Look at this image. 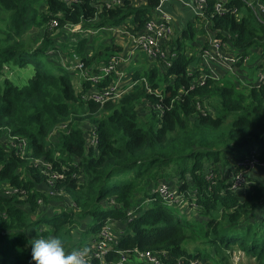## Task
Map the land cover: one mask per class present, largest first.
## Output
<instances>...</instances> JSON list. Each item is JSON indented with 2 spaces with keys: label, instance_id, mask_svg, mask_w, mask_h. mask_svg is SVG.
<instances>
[{
  "label": "trees",
  "instance_id": "obj_1",
  "mask_svg": "<svg viewBox=\"0 0 264 264\" xmlns=\"http://www.w3.org/2000/svg\"><path fill=\"white\" fill-rule=\"evenodd\" d=\"M216 2L207 0L206 27L198 33L208 32L235 52L234 66L251 47L264 65V26L242 0L222 1L221 14L214 12ZM158 3L144 0L134 8L122 0L119 7L97 11L96 0H0V264H33L31 251L21 248L28 233L31 239H61L59 233L85 219L89 239L105 225L110 231L114 224L125 228L114 237L106 263L117 264L118 251L129 250L148 252L158 264H219L224 251L236 246L252 264H264V186L246 179L242 190L231 189L237 159L255 151L264 162V87L225 75L199 84L200 70L190 68L198 56L185 52L184 41L197 33L190 23L169 47L175 53L169 67L161 74L154 67L132 72L130 81H120L122 95L101 106L82 97L112 85V75L97 84L79 78L74 86L63 68L51 74L42 67L66 28L95 31L128 20L134 34ZM31 28L42 29L39 47L22 38ZM53 30L56 35H48ZM111 47L119 50L111 44L85 56L81 41L72 50L89 75L117 55ZM8 64L29 65L33 75L16 86L3 76ZM56 128L63 130L54 144L48 137ZM54 174L59 177L50 179ZM160 183L174 190L178 203L158 196ZM47 190L67 196L68 208L48 213L47 207L31 220L47 204Z\"/></svg>",
  "mask_w": 264,
  "mask_h": 264
},
{
  "label": "built area",
  "instance_id": "obj_2",
  "mask_svg": "<svg viewBox=\"0 0 264 264\" xmlns=\"http://www.w3.org/2000/svg\"><path fill=\"white\" fill-rule=\"evenodd\" d=\"M69 3H76L77 0H64ZM100 3L97 11L100 9H111L119 7L122 4V0H96ZM219 0L214 5V12L221 14L222 9L221 2ZM191 11L195 17H198L201 21H204L203 11L207 0H191ZM245 9H247L257 23L264 26V3L255 2L253 0H242ZM154 12L143 24L139 32L131 33V26L125 29L124 35L127 37L131 44V49L139 50L144 56L153 62H158L163 68L170 66L171 60L175 58V53L170 51L169 42L173 36L172 25L170 18L165 11L159 9L158 5L153 9ZM231 13H237L236 9H232ZM54 23H51L50 27H54ZM120 27V26H119ZM122 27V26H121ZM107 28H101L93 32L85 31L87 34H95L101 30ZM110 30L114 28H108ZM132 50L129 53L122 55H111L107 62L100 66L93 74H87L83 72V64L76 59L74 62V68L79 72L80 78L84 81H88L91 84H97L106 77L113 76L115 82L108 87H104L95 92L84 95L82 98L89 99L93 103L101 106L105 102L118 99L123 90H120L119 84L123 80V71L119 70V66L125 63L131 58ZM235 52L230 51L225 43H221L218 40L210 39L206 45L200 49L198 54V69L201 75L198 79L199 84H203L205 77L211 79H217L221 74L218 69L228 72L234 68L236 63ZM245 60V59H244ZM133 85L131 83L128 88ZM255 87H264V65L257 70V80L253 83ZM237 172L231 176V189L233 191L242 190L246 184V173L253 168H261L264 170V162L257 159L255 151L249 152L246 156L239 158L235 162ZM59 176L54 174L49 178L54 179ZM48 184H52L49 181ZM158 196L167 204L178 203L174 194V190L165 183H160L157 187ZM111 244H115L114 236L107 225L103 226L96 236L89 240L86 247L90 249L89 264L93 261L96 264H111L105 262V256L110 250ZM117 264H128L130 260H133L135 264H158V259L151 256L148 252H130L129 250L118 251Z\"/></svg>",
  "mask_w": 264,
  "mask_h": 264
},
{
  "label": "rangeland",
  "instance_id": "obj_3",
  "mask_svg": "<svg viewBox=\"0 0 264 264\" xmlns=\"http://www.w3.org/2000/svg\"><path fill=\"white\" fill-rule=\"evenodd\" d=\"M130 4L132 7L136 8L138 6H140V1L138 0H132L130 1ZM189 17H191V14H189ZM190 19V18H189ZM95 22V21H94ZM92 22V23H94ZM202 23V24H201ZM124 25H122V27L118 26L117 28H114L112 30L110 29H106V30H101L98 32V34L91 36L85 33L84 30H82L80 27L78 26H73V27H68L66 28V30L64 31V33H61L60 36L58 37L57 41H56V49H50L47 54L48 56L41 59L42 62V67L44 70L50 72L51 74H55L56 73V69L57 67L63 68L69 75L70 79H71V83L72 85L74 84L75 86V81H76V76H78V73L75 72V68H74V61L76 59H78V61H80V57L76 56L75 54H73V46L77 45L80 41L82 44V51L85 54V56H91L94 54H97L99 51H102L104 49L105 46H109L111 44H115L117 47H119V45L117 44V40L122 39L123 40V36L124 34L122 32H125V29H128L129 25V21L126 20L124 23ZM173 24V28L175 27V23L172 22ZM205 26V23L203 21H198L197 25L194 27L195 29L200 32H202V27ZM132 27V26H131ZM184 27V25H183ZM182 27V28H183ZM206 27V26H205ZM173 30V36H174V29ZM198 28V29H197ZM88 31V30H87ZM94 29H90L89 32H93ZM55 33H57V31L53 30L50 31L48 33V35L50 34V36H54L56 35ZM92 34V33H90ZM62 35V36H61ZM175 35H177V33H175ZM43 36L42 33V29H34L31 28L29 30H27V32H25V34L22 36V38L24 39V42L30 47H39L41 42V38ZM197 36V37H196ZM204 35H200L199 33H197V35H195V39H193L192 42H197V40L199 41V43L202 45L203 44V40L205 39V37L203 38ZM172 39V38H171ZM176 39V38H175ZM173 40H170L169 42V47L173 46ZM185 45H187V49H186V54L189 56H196L198 55V51L202 48L200 47L199 49H196L197 47H194L191 42L188 41H184ZM125 44V41H124ZM200 44H197L198 46ZM129 46V44H126ZM196 45V46H197ZM203 46V45H202ZM111 49L113 50L114 54H124L123 52H121V48L119 47V50L116 49V47H111ZM129 49V47H128ZM131 49V47H130ZM132 50V55L131 58H129V60L125 63H122L121 66L119 67V69L121 71H123V74H125V80L126 81H130V77L132 72H136L140 75L144 74L149 68L154 67L155 69H157L158 73H162L164 68L161 66L160 63L158 62H154L151 63L149 62V60L144 56V54H142L139 50ZM256 48H250L249 51L247 52V57H246V62L245 64H242L236 68H232L230 70V75L233 76H237L239 79H244V80H250L252 83H254L257 80V72L255 71V64H256ZM124 56V55H122ZM95 65L96 63L90 62L89 61V65ZM11 64L5 65L3 68V76L5 78H7L9 81H11L13 84H15L16 86H22L26 83V81L33 75V70L29 65H26L24 68H16L14 66H10ZM195 67L194 63H191V67L193 68ZM89 68V67H88ZM83 72H85L83 70ZM238 73L240 75H238ZM76 77V78H75ZM237 78H232L230 79V81H237L238 83H242L244 80H239ZM78 82H80V79L78 77ZM0 88H1V79H0ZM141 118H143L144 116H140ZM230 118L226 119V121H229ZM62 128H56L54 130H52V132L49 134V141H51L52 143H56V137L59 134L60 131H62ZM40 163V162H38ZM41 164V163H40ZM117 181H119V179H117ZM42 191H46V189H43ZM49 193H47V204L42 207L40 209L39 212L35 211V215H31L30 219L34 220L37 216L42 215L41 213H45V209L48 207V213H52L51 211L53 210H59V209H63L66 210L68 208V199L67 196H65L64 194H51L53 192L47 190ZM185 206V204L183 205ZM182 208V207H180ZM26 208H24L23 210H25ZM185 209V208H184ZM175 213L177 215H179L176 210H174ZM184 211V215H186L188 219L194 220V213L192 214L190 211L188 210H183ZM202 219V218H201ZM89 222V219H85V220H81L78 224V226H76L73 230H71V232H68L66 235H64L63 233H59V236L61 237V239L64 241V247H65V251L66 253H69V251H71V247H74V249H79V248H83L86 247V244H88L89 242V236H84L83 232L85 230V224ZM203 221L201 220L202 224ZM219 225H224V223H220ZM124 226L120 225V224H114L111 230V233L113 234L114 237L121 235L124 232ZM259 234V233H257ZM27 237V242L23 245V249H25L26 251H31V244L30 241L33 240L30 237V233H28L26 235ZM89 239V240H88ZM190 241V240H189ZM195 242H198V240H193ZM207 253L210 254V256L213 258V260L215 262H217V255L210 250V252H208V249L206 248ZM225 255L224 257L226 258L225 260H223L222 262H219V264H252L253 262L251 261V259H248L246 256H244L241 251L236 247L233 246L231 249H226L224 251ZM129 264H135L133 260L129 261Z\"/></svg>",
  "mask_w": 264,
  "mask_h": 264
},
{
  "label": "crops",
  "instance_id": "obj_4",
  "mask_svg": "<svg viewBox=\"0 0 264 264\" xmlns=\"http://www.w3.org/2000/svg\"><path fill=\"white\" fill-rule=\"evenodd\" d=\"M128 1L130 2L132 0H128ZM138 1H140V6L144 4V0H138ZM191 6H192L191 0H159V9L162 10V11H165L168 14V16L170 18V23L172 25V28H173L172 22L175 23V27L173 28L174 29V36H172V39H170V40H173V38L174 39L175 38H178L180 31L183 30V28L185 27V25H187L188 23H190L193 27H194V24H195V27H196L197 22L200 21L198 19L197 20L195 19V16L193 15V13L191 11ZM153 12H154V10H153ZM153 12H152V14H153ZM189 14H191V17H189ZM183 25H184V27H183ZM205 26L202 27V29H203L202 31L205 30ZM175 33H177V35H175ZM197 33H198V31H197ZM197 33H196V35H197ZM204 34H205V36H203V38L205 37V39L202 41L203 42V44H202L203 46L199 43L198 40H197V42H191V44L194 47H197L196 49H199L200 47L203 48L206 45L207 41L210 40V39H212L211 35L208 32H206ZM123 37H124L123 40L120 39V40H117L116 42L119 45V47L121 48V50H122L121 52H123L125 54V53H129V51L131 50L130 49L131 44H130V42L128 41V39H127V37L125 35ZM124 41H125V44H124ZM126 44H129V46L126 45ZM197 44H200V45L198 46ZM128 47H129V49H128ZM124 54H120V55H124ZM257 54H258V50H256V54H255L256 64H255V68L254 69H255L256 72H257V70L260 67H263V64H261V60H260L261 58L259 59L257 57ZM197 56L198 55H196V57ZM246 57L244 58L245 60H243V62L240 65L245 64ZM149 62L154 63L153 61H150V60H149ZM194 64H195V67H197V69H198V64H199L198 57H197V62L194 63ZM240 65H238V66H240ZM238 66H235L234 68H236ZM195 67H193V68H195ZM218 72L221 74V76L222 75H225V78H228V79L237 78V79H239L237 76L230 75L229 74L230 71H228V72L225 73V71H223L221 69H218ZM238 75H240V74L238 73ZM123 79L125 80V75H124V78ZM242 79H239V80H242ZM76 81H77V83H76V85H77L79 83L78 82V79H76ZM244 83H246V84H253L248 79L247 80H244L241 84H244ZM254 169H255L254 172L250 173V171H251L250 170L249 172L246 173V179L247 180H250L252 182H255V183L259 184V185L264 186V170L261 169V168H254Z\"/></svg>",
  "mask_w": 264,
  "mask_h": 264
},
{
  "label": "clouds",
  "instance_id": "obj_5",
  "mask_svg": "<svg viewBox=\"0 0 264 264\" xmlns=\"http://www.w3.org/2000/svg\"><path fill=\"white\" fill-rule=\"evenodd\" d=\"M253 168L250 173L254 172ZM33 264H89L90 249L83 247L66 253L64 242L57 237L30 241Z\"/></svg>",
  "mask_w": 264,
  "mask_h": 264
}]
</instances>
